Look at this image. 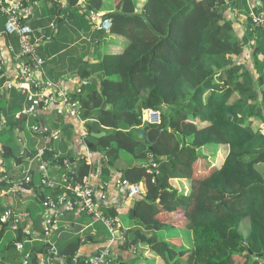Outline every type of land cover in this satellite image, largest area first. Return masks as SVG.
<instances>
[{"label": "trees", "instance_id": "obj_1", "mask_svg": "<svg viewBox=\"0 0 264 264\" xmlns=\"http://www.w3.org/2000/svg\"><path fill=\"white\" fill-rule=\"evenodd\" d=\"M64 1L71 15L84 9L90 17L106 11L105 0H85L84 9L81 0ZM138 4L115 0V8L105 14L112 26L108 34L102 33L125 46L100 62L97 83L91 81L88 93L85 87L77 96L86 121V144L106 159L102 182L109 181L115 169L124 173L120 180L144 187L130 212L137 227L123 230L121 249L127 253L136 248L139 255L131 264H236L235 256L243 257V264H264V134L255 124H264V28L252 25L249 9L246 12L240 0H146L139 9ZM237 10L241 13L233 15ZM236 21L244 30L235 28ZM248 52L252 68L245 62ZM144 109L159 112L161 124L142 129L147 125ZM14 121L18 127V119ZM101 133L106 135L93 136ZM209 146L228 147L221 166L207 167L210 158L202 152ZM2 152L17 165L25 160L9 145ZM123 153L135 158L124 159L128 168L118 165ZM55 156L44 150V158L52 163L65 161ZM200 158L207 165L202 175L196 170ZM138 159L149 163L134 164ZM91 172L90 165L81 163L76 182ZM176 180L191 181L187 194L174 186ZM7 186L0 182V188ZM6 210L0 201V245L12 229L11 222L1 221ZM46 211L45 225L51 214ZM184 215L189 247L180 237L164 240L161 235L182 226L185 222L179 224L178 218ZM22 223L16 238L4 247L8 254L27 238ZM89 235L93 243L101 242ZM87 243L80 238L69 241L59 256H65L66 264H78L91 256L85 253ZM49 246L40 243L27 250L33 251V264L49 255ZM142 247L148 249L143 257Z\"/></svg>", "mask_w": 264, "mask_h": 264}, {"label": "crops", "instance_id": "obj_2", "mask_svg": "<svg viewBox=\"0 0 264 264\" xmlns=\"http://www.w3.org/2000/svg\"><path fill=\"white\" fill-rule=\"evenodd\" d=\"M253 1L264 5V0H245V2L240 0V4L243 8L247 7V10L245 9L247 12ZM114 3L115 0H105L104 6H106V11L92 13L104 17L108 11L115 8ZM80 5L82 6V9H84L86 6L85 0H81ZM137 8L139 9V4ZM237 12L238 14L241 13L238 10ZM89 15L90 14L87 13L85 9L76 15H71L67 10V3L64 0H38V4L35 6L30 16L25 19L26 24H28L33 31V41L39 46V50L41 49L40 44L43 43V46L45 47L43 51L40 50V55L45 60V63L42 71H39L38 76H42L45 80L54 83L61 90L73 92L81 85L83 80H89L90 82L94 81L97 83L99 69L96 67L105 59V57L122 52L125 46L123 41L120 40L119 42L117 39L105 36V33H102L103 30L99 28L98 22L92 21ZM80 16H83L86 22L82 21ZM236 29L241 31L240 28ZM63 32H67L69 35L68 40L72 44V47L76 48L72 54H68V48L70 47H67L66 43L64 41L61 42L59 39V36ZM106 33L108 34L109 32ZM89 43L93 44V47L90 46ZM19 53V40L17 37L7 34L5 29V17L0 10V59L5 62L4 74L7 78H10L9 80H12V78L17 76L14 58ZM249 66L251 67V64H249ZM91 73L93 74L92 76L90 75L88 76L89 78H84L86 74ZM89 84L83 86V88H87ZM11 91H14L15 95L16 92L21 94L18 89H11ZM83 91L84 94L88 93V89ZM21 96L20 100L25 98L23 94H21ZM75 98L77 99V97ZM4 100L5 106L9 107L13 102L17 101L16 109H18V103L20 100L17 99V96H12L9 93ZM28 105L29 103H27L26 106ZM25 107L14 112V120L18 119L19 121L21 116H23L22 112L26 109ZM1 114L4 116V111L2 109ZM38 114L39 116L37 119L27 116L23 117L21 129L19 123L17 124L18 127H15L14 120L13 122H8L7 128L1 130L0 135H2L3 131H7L11 132L13 136H17L21 145V150L24 148L28 152L30 149L28 146L30 139V142L33 145L32 149H30V153L34 152L36 149L45 150L46 152H53L56 155L55 158H63L65 161L60 164H54L51 160L45 158L48 174L56 184H62L64 178H70V182L75 183L77 169L81 163H87L91 166L93 183L97 184L98 182H102L101 175L103 173V165L106 159L100 153H92L87 146L86 121L83 118L82 112L78 117L65 116L57 114L55 109L52 108L51 111H39ZM32 119L34 120L32 125L41 124L43 128L49 130L50 134L57 133L58 139H49L46 138L47 136L43 135H37V139H35L34 136L28 139L24 130L25 127L31 123ZM13 125L14 129L11 128ZM68 126L69 131L66 134L65 128H68ZM14 131L16 133H14ZM32 134L35 135L33 132ZM6 138L8 137L5 134V139L0 141V168H2L8 178L15 184H18L19 187L17 188V193L15 195L8 192L9 185L7 188H0V201H2V205L5 206L7 210L23 216L21 222L24 223H22V227L33 232L34 239L29 243V246H27V250H29V248L33 249L36 244L44 243L45 223L43 228H41V225L40 229H38L37 224L34 221V215L32 216V212H35V205L43 208L44 206L42 203L44 198L47 196L57 198L59 195L61 196L63 194V191L60 189H47L44 187L42 184V172L38 162L30 163L28 161H23L20 166H16L17 163L15 161H13L16 164L15 166L7 163L8 160L6 161L2 154V149L7 145ZM72 160L73 163H71ZM143 161L144 159L136 160L134 164H146ZM124 162L125 160L120 158L118 161L120 168H128V165ZM147 163H149V161H147ZM22 166L25 168V171L22 173L23 176L17 178L16 171L19 167L22 169ZM70 173L71 175L69 176ZM28 175L31 177V181L33 180V183L26 186L22 183ZM123 175L124 173H119L115 169L111 171V179L106 181V183H108L107 200L106 202L103 201L99 203V207L97 208V212L100 214L99 217L89 216L87 214H74V212L78 211L68 210L66 205L60 206L61 210L58 209L57 212L63 211L65 212V215L58 219L55 227L56 229H54L51 234L52 237L50 238L49 243H46L50 245L49 250H55L60 254V250L67 245L69 241L80 238L82 242L88 240V243L85 244L86 255H92L96 250L98 251L99 249L110 245L114 253V262L117 263V261H119L120 264H131V262L136 260L139 254L136 253L135 247L130 248L127 253L121 249L122 241L124 239V228L121 220L123 215L121 214H127L126 216L129 215L131 218V209L134 207L137 201L136 199H138V197L136 199H128L125 194V189L117 185V181L122 179ZM24 186H26L25 189ZM174 186L183 194H187L191 186V181L176 180L174 181ZM44 209L46 208L44 207ZM112 211L117 212L118 214V216L115 217L118 219V225L115 226L114 232L110 231L108 226L101 219V216L108 217L105 212ZM66 217H71V221H65ZM70 222H73L75 225H71ZM100 222L103 223L105 231L107 233L110 232L112 235L110 236L111 240L107 241L101 238L99 227ZM17 227L18 224H11L12 230L16 231ZM87 235L92 236L93 240H99L101 242L93 243L88 239ZM161 235L164 240L175 235V237L182 238L187 247L191 244L190 234L180 226L171 229V231L166 230L162 232ZM54 238H57L58 240L67 239V242L63 243L58 241L55 243ZM147 250L146 247L140 249V253H144L141 257L148 255Z\"/></svg>", "mask_w": 264, "mask_h": 264}, {"label": "built area", "instance_id": "obj_3", "mask_svg": "<svg viewBox=\"0 0 264 264\" xmlns=\"http://www.w3.org/2000/svg\"><path fill=\"white\" fill-rule=\"evenodd\" d=\"M38 0H0V10L3 13L5 20V29L8 35L15 36L19 40L20 53L14 58L17 70V76L9 80L4 74V61L0 59V79H4L0 83V100L4 98V92L11 89H18L19 92L26 97L29 107L26 108L22 114L27 117L35 118L39 116V111H51L55 109L56 113L65 116H79L81 114V102L76 99L82 92L83 86L89 84V80H83L81 85L73 92L61 90L54 83L45 80L42 76H38L39 71H42L44 60L37 52V47L33 41V31L31 27L26 24L25 19L28 18ZM90 19L98 22L99 28L103 31L110 32L112 22L99 14L91 13ZM248 20L255 25V27L264 28V5L253 1L249 6L247 14ZM260 60H264V56H260ZM143 121L150 125H160L161 116L159 112L151 109L143 110ZM8 122L0 113V131L7 128ZM31 131L37 135L47 136L49 139H58V134H50L47 128H43L41 124L31 126ZM25 147V144H24ZM3 154V152H2ZM25 156L24 161L30 163L38 162L42 172V184L48 189H60L63 194L57 198L52 196L46 197L43 200L44 206L51 210L50 216H46V225L44 229L43 242L49 243L50 236L56 229V223L59 218L65 215V212L59 211L58 206L66 205L68 210H76L77 214H87L89 216L99 217L97 212L99 203L106 202L108 183L98 182L93 183L91 174L84 178L83 182L72 183L66 178L63 179L62 184H56L50 178L47 170V162L44 158V150H35L30 153L23 149L21 153ZM56 157V156H55ZM0 182L10 185L8 192L15 195L17 193L18 184H15L8 178L5 171L0 168ZM31 177L28 175L22 184H29ZM117 185L125 189V194L128 199H136L141 193L144 192L142 184H129L127 181L119 180ZM144 194V193H143ZM23 216L17 215L14 212L7 210L2 217V223L18 224L22 221ZM102 221L108 226L110 231L114 232L115 226L118 225L117 218L103 217ZM27 236L24 242L17 241L15 248L23 254V264L32 263L33 251H27V244L31 243L33 232L25 229ZM51 257L39 256L37 264H66L65 256L50 249L48 252ZM76 262L79 261L77 258ZM78 264H117L114 262V253L107 245L99 249L90 257Z\"/></svg>", "mask_w": 264, "mask_h": 264}, {"label": "rangeland", "instance_id": "obj_4", "mask_svg": "<svg viewBox=\"0 0 264 264\" xmlns=\"http://www.w3.org/2000/svg\"><path fill=\"white\" fill-rule=\"evenodd\" d=\"M145 1L146 0H142V1L136 0V3H139L140 4L139 7L141 6V8H142V6L145 3ZM137 11H141V9L140 10H137ZM235 14H237V11H235L233 13V15H235ZM80 19L82 21H85L86 22V20H85V18L83 16H80ZM242 19H245V18L243 17ZM252 25L255 26L254 24H252ZM235 27L236 28H240L241 30H244V26L239 25L238 21H236ZM68 37H69V35L67 34V32H63L59 36V39L61 40V42L64 41L66 43L67 47H70V48H68V54H72L76 50V48L75 47H72V44L68 40ZM89 45L93 47V44L89 43ZM40 46H41V49L40 50L43 51L44 48H45L43 46V43L40 44ZM249 46L250 45H247L246 46V49L249 48ZM36 47H37V52L40 55L39 46L37 44H36ZM250 52H251V50H250ZM250 52L247 53V55H249V56L245 59V62L248 65L249 64L252 65V60H253ZM43 55H44V52H43ZM245 55H246V53H245ZM245 55H244V57H245ZM40 57L42 58L41 55H40ZM44 63H45V60H44ZM247 64H245V65H247ZM42 68H43V66H42ZM250 68H252V66ZM252 70H254V68ZM88 88H89V86L86 89H88ZM9 93L12 96H16L14 94V91L7 90V91L4 92V98L6 96H8ZM4 98L2 100H0V108L4 111V118L6 119V121L7 122H13V120H14V112L16 111V103H17V101L13 102V104L9 107V106H5V100H4ZM25 98H22L19 101V103H18V105H19L18 109H21V108H23V107H25L27 105L28 102H27V100ZM28 107H29V105L26 106L25 108H28ZM33 122H34V120L32 119L31 123L29 125H27L25 127V130H24L25 131V135H26V137L28 139L29 138H32L33 136L35 137V139L38 138L37 134L33 135L32 132H31V129H30L31 128L30 126L32 125ZM255 124L260 127V129L262 130V132L264 134V124L263 123L261 124V122H256ZM14 133H16V132L14 131ZM5 134L8 137V138H6V144L9 145L12 148V150H13L14 154L16 155V157H19L21 155V153L23 152V150L20 149L21 148V145H20V143L18 141L17 136H13L11 132L3 131L2 132V135H0V141H3L5 139ZM28 146H29L30 149H32V146L33 145L30 142V139H29V145ZM227 148H228L227 146H218V147L217 146H209V148L204 149V151L202 150L203 151L202 154H204L205 156H209L210 160L208 159V157H207V159L211 163V166H207L205 159L204 158H200V161L196 165L197 166L196 167V170H197L198 175H202L203 171L206 170V166L207 167H213V166L219 167V166H221L222 163L224 162L226 156H227V153H228V149ZM30 149H29V152H31ZM122 158L123 159L126 158L127 160H134L135 159L134 156H132V155H130L128 153H123ZM138 160H140V159H138ZM147 161L148 160L144 159L143 162L144 163H147ZM7 163L12 164L13 166L16 165L12 161V159H9ZM16 166H20V165H16ZM24 171H25V168L23 166H22V169L19 167V169H17V171H16L17 172L16 173V177L17 178L22 177L23 176L22 173ZM34 210H35V212H33V214H34L35 223L37 224L38 229H40L41 225H42L41 228H43V225L45 223L46 209H44V207L41 208V207L35 205ZM74 214H77V213L74 212ZM121 215H123L122 218H121V220H122V225H123L124 230H126V231L133 230L134 231L135 228L137 227V222L134 219L130 218L129 215L126 216L127 214H121ZM178 220H179L178 221L179 224H183L185 222L182 226H180L181 228H184V227H186V226L189 225L188 224L189 223L188 222V219L186 218L185 215H184V218L183 219H181L179 217ZM99 227H100V236H101V238L103 240H109L111 237L105 231L103 223L100 222V226ZM137 230H140V228H138ZM16 232L17 231H14L12 229H9L7 231V233H6L5 238L2 240L1 245H0V264L1 263H4V264H16L23 257V254L21 252H19L15 248V246L11 248L9 254H8V252L4 251L5 250L4 247L6 245H8L10 242H12L13 239L16 238ZM54 241H55V243H57L58 241H61V242L65 243V242H67V239L58 240L57 238H54ZM27 246H29V243L27 244ZM233 259H234V262L236 264H243V262L245 261V259L243 257H241V256H235ZM22 264H23V261H22Z\"/></svg>", "mask_w": 264, "mask_h": 264}, {"label": "water", "instance_id": "obj_5", "mask_svg": "<svg viewBox=\"0 0 264 264\" xmlns=\"http://www.w3.org/2000/svg\"><path fill=\"white\" fill-rule=\"evenodd\" d=\"M106 106H107V104L104 103L103 108H105ZM25 116H26V115L21 116V118H20L19 121H18V123H19V125H20V129L22 128L23 117H25ZM147 126H148V125H146L145 128H143V129H146ZM134 127H137V125L135 124ZM105 135H106L105 133H101V134H93V136L96 137V138H101V137H104ZM71 163H73V160L71 161ZM70 175H71V173L69 174V176H70Z\"/></svg>", "mask_w": 264, "mask_h": 264}, {"label": "clouds", "instance_id": "obj_6", "mask_svg": "<svg viewBox=\"0 0 264 264\" xmlns=\"http://www.w3.org/2000/svg\"><path fill=\"white\" fill-rule=\"evenodd\" d=\"M106 32V31H105ZM145 110V109H144ZM142 117H143V113H142ZM147 125H148V123H147Z\"/></svg>", "mask_w": 264, "mask_h": 264}]
</instances>
